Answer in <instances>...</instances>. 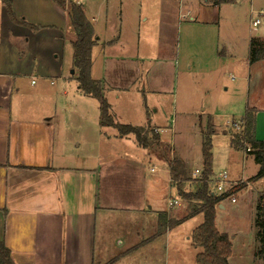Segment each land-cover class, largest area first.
Returning <instances> with one entry per match:
<instances>
[{"label": "crops", "instance_id": "1", "mask_svg": "<svg viewBox=\"0 0 264 264\" xmlns=\"http://www.w3.org/2000/svg\"><path fill=\"white\" fill-rule=\"evenodd\" d=\"M10 1L18 17L42 27L35 31L15 23L0 0V229L15 264H103V260L114 249L118 253L104 264H122L134 252L141 259L146 258L145 253L154 256L150 264L167 263H163L156 255L159 246L168 250V264H172L171 259L174 257L171 256V250L175 242L181 244V250L184 245H191L189 222L201 216L200 225L203 214L190 217L162 233H158L159 216L164 214L168 219L183 220L189 204L181 196L179 188L190 191L187 186L192 181L178 186L171 178L169 162L159 157L156 169H151L153 172L158 171L153 182L167 193L177 190L178 196L168 198L177 201L172 209L167 207L158 210L149 204L154 200V184L153 191L142 204H129L111 195L104 201L99 198V164L93 166L92 162L95 158L99 161L103 159L100 149L95 153L88 147L89 153H78L72 148L68 136L62 134L64 125H68L69 116L77 113L70 107L71 99L64 107H58V101L71 97L66 65L68 58H71L74 69V73L71 70L72 75L78 73L73 66L72 41L75 34L69 25L67 10L57 6L53 0ZM67 1L83 6L93 27L96 44L103 45V59H121L122 55L113 48H121L125 43L128 19L125 6L129 0ZM209 1L211 5L217 4L214 0ZM228 1L232 0H225L220 5ZM171 5V0H160L161 25ZM181 9L184 10L185 6L182 7L180 3L179 12ZM188 12H191L190 8ZM192 18L196 19L194 16ZM131 21L134 25L135 17L131 16ZM256 40L260 42L258 48L264 49V38L259 36ZM250 59L251 41L248 62H264V59L255 62ZM57 82L61 83L60 87H56ZM106 86L103 83L104 90ZM248 109L255 111V136L258 140H264V105L248 103ZM98 123V132L95 136L91 133L89 140L92 141L94 137L99 144L104 140L103 134L106 143L121 141L122 137L107 134L103 130L105 127L100 121ZM154 126L157 131L160 130L158 127L163 129L162 126ZM168 128L173 134L172 142L175 141H166L159 131L161 142L172 145V157L180 158L189 173H192V178H195L194 170H202L203 166H195L196 161L186 136L182 143L179 140L182 134L172 129V122ZM251 156L254 157L253 154ZM202 161L204 165L203 154ZM256 174L252 175V179ZM249 179L242 175L233 180H247L248 186L242 197H247L251 184ZM263 194L260 192L258 195ZM225 206L220 204L221 209H225ZM217 213L218 210L216 216ZM184 227L187 228L183 230ZM196 227H192V231ZM238 236L240 238H236V232L231 235L232 247L240 239L244 249L248 250L251 240ZM112 244L113 249H110ZM252 258L255 263V256L252 255ZM257 258L263 260L262 255Z\"/></svg>", "mask_w": 264, "mask_h": 264}, {"label": "rangeland", "instance_id": "2", "mask_svg": "<svg viewBox=\"0 0 264 264\" xmlns=\"http://www.w3.org/2000/svg\"><path fill=\"white\" fill-rule=\"evenodd\" d=\"M180 1L185 9L179 12ZM171 4L161 25L160 0H129L125 6L128 15L125 43L121 48H113L122 55L121 59L105 61L101 52L103 45L96 44L92 54L93 78L107 85L104 94L119 123L145 128L149 140L160 131L166 141L172 142L173 134L168 128L172 122V129L182 134L179 137L182 143L186 136L196 161L194 164L200 168L203 166V137L212 125L210 189L216 188L214 180L223 171L228 172L231 180L242 175L251 178L247 197H242L248 186L246 180L239 183L242 188L235 192L236 203L226 199L222 202L225 209L217 206V228L226 232L231 240L235 232L236 238L240 235L251 240V250L250 246L245 250L240 239L236 240L229 262L264 264V258H257L264 254V194L258 195L264 192V177L252 179L259 165L252 154L231 145L232 134H242L241 119L247 104L264 105V62H248L250 41L259 36L264 38V0H232L222 5H211L209 0H171ZM189 8L191 12L187 13ZM130 14L135 17L134 25ZM192 16L196 19L191 20ZM256 18L261 22L254 26L252 22ZM67 61L71 97L58 101V107H64L71 99L70 107L77 113L69 116L67 126L63 124L66 131L62 134L68 136L78 153H89L88 147L95 153L100 149L103 159L95 158L92 162L93 166L99 164V198L104 201L111 195L129 204H142L153 191L154 184L155 196L149 204L158 210L170 208L168 198L178 196L177 190L167 193L157 188L153 179L158 171L151 169H156L159 157L165 161L163 146L171 148L172 145L160 140L162 147L154 144L143 148L133 134L122 137L114 127L103 130L116 138L122 137L120 142L106 143L103 134L104 140L99 144L94 137L89 140L98 132L99 101L79 88L77 74L71 73V58ZM60 85L57 82L56 87ZM235 123H240V129ZM154 125L163 129L158 127L160 130L157 131ZM112 153L114 156H109ZM193 184L199 185V182L193 180L187 189L193 190ZM201 219L200 216L189 222L191 236L192 227H196ZM192 240L183 250L181 244L175 242L171 250L172 264H198L196 257L201 249L195 248ZM258 248L263 253H255ZM112 251L103 264L118 253L116 249ZM168 254L161 246L156 252L163 263L167 261L164 264H168ZM145 256L141 259L134 252L122 264H150L154 256L150 257L148 253Z\"/></svg>", "mask_w": 264, "mask_h": 264}, {"label": "trees", "instance_id": "3", "mask_svg": "<svg viewBox=\"0 0 264 264\" xmlns=\"http://www.w3.org/2000/svg\"><path fill=\"white\" fill-rule=\"evenodd\" d=\"M5 5L9 17L17 24L28 26L37 31L42 28L40 25H34L25 20L24 17H18L13 9L10 0H1ZM54 3L62 9L67 10L69 25L72 28L75 39L72 41L73 46V66L77 70V79L79 88L84 93L94 97L99 101L100 116L99 121L103 127H114L118 130L120 136L124 137L133 134L138 144L143 148H148L151 145L162 147L160 137L155 134L152 140H149L144 133L143 127H136L127 124H121L115 119V115L111 110V105L108 102V97L104 94L103 83L101 80L93 78L91 74L92 69V52L96 45V37L93 27L86 17L84 8L81 4L69 3L67 0H53ZM215 3L220 4L225 0H214ZM260 42L256 39L251 40V62L264 59V49L258 48ZM242 134H232L231 145L237 150H245L248 154H253L255 161L259 164V170L254 176V179L264 177V140H258L255 136V111L248 109L243 117ZM209 129L204 134V141L202 144V154L204 159L203 174L201 177L192 178L189 170L186 169L183 161L174 156L172 157V149L169 145H164V157L169 162L170 174L173 181L181 186L186 181L199 182V185L193 184L194 189L190 191H183L179 188L181 196L187 201L188 213L183 218L168 219L166 215L161 214L158 221V233H162L167 228H172L186 219L193 217L199 213L203 214V222L198 225L191 236L192 245L195 248H200L201 251L197 253L196 261L198 264H230L229 258L232 254V240L227 233L221 232L216 225V210L224 199L235 193L237 189H241L242 185H236L226 194L218 195L210 189L209 181L212 175L213 154L210 135L213 128L209 125ZM171 155V156H170ZM182 187V186H181ZM3 232L0 229V264H15L11 251L5 243ZM263 250H259V254ZM264 258V254H262Z\"/></svg>", "mask_w": 264, "mask_h": 264}, {"label": "built area", "instance_id": "4", "mask_svg": "<svg viewBox=\"0 0 264 264\" xmlns=\"http://www.w3.org/2000/svg\"><path fill=\"white\" fill-rule=\"evenodd\" d=\"M181 3V1H180ZM182 4V3H181ZM262 13V12H261ZM260 13V14H261ZM190 19H193L192 17ZM261 22L260 18H256L253 20L252 24L254 26L258 25ZM244 122L242 121L241 124ZM237 125V127H239L240 129V123H235ZM243 125L241 127H243ZM242 129V128H241ZM157 130V129H156ZM250 148L247 147L246 151H249ZM203 174V171H201V169L196 168L193 172L194 177H201ZM244 182L243 180H237V181H233L229 178V174L227 171H223L220 172L218 174V176H216L215 180H214V185L216 188L213 189V192L217 193L218 195H222V194H226L227 192H229V190L233 189V187H235L236 185H238L239 183ZM229 199L231 202L236 203L237 202V197L235 196V193H232L231 195L227 196L224 200ZM177 201L174 199H169V207H173L174 204Z\"/></svg>", "mask_w": 264, "mask_h": 264}, {"label": "water", "instance_id": "5", "mask_svg": "<svg viewBox=\"0 0 264 264\" xmlns=\"http://www.w3.org/2000/svg\"><path fill=\"white\" fill-rule=\"evenodd\" d=\"M72 73H74V69L72 70Z\"/></svg>", "mask_w": 264, "mask_h": 264}]
</instances>
